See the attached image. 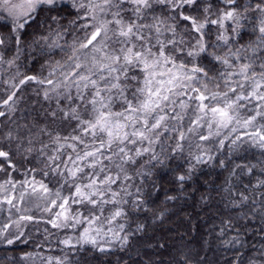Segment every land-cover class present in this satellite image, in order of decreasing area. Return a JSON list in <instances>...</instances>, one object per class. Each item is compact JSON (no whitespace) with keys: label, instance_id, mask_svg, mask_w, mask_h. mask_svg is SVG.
I'll return each instance as SVG.
<instances>
[{"label":"snow or ice","instance_id":"obj_1","mask_svg":"<svg viewBox=\"0 0 264 264\" xmlns=\"http://www.w3.org/2000/svg\"><path fill=\"white\" fill-rule=\"evenodd\" d=\"M189 200L196 250L149 234ZM37 258L264 264V0H0V264Z\"/></svg>","mask_w":264,"mask_h":264},{"label":"trees","instance_id":"obj_2","mask_svg":"<svg viewBox=\"0 0 264 264\" xmlns=\"http://www.w3.org/2000/svg\"><path fill=\"white\" fill-rule=\"evenodd\" d=\"M207 180L209 182H215V176L214 174L211 176H207ZM201 185H204V180L202 179L200 181ZM167 187V185H165V188ZM197 199H199V195L197 194ZM163 200H164V192L163 189L161 190V192L157 195L156 197V203L154 205V207H156L157 209L163 208L165 207V205L163 204ZM193 201L189 200L187 201V203H185L184 201H181L179 204L176 205L175 208H170L169 210V215L167 216V218L165 219V221L161 224V223H156L152 225V228L155 229L154 232H152L150 230V235H155L157 237V239L163 238V240L165 242H167L169 244L170 247H175V246H179L178 241H179V234H182L185 236V239H193L194 243H193V249L196 250L199 246V241L202 238V233L207 231L206 227H201L199 233L192 231V230H188L186 231V229H188V225L185 224V218L186 216L191 213L192 216L194 217L193 219V224H197L200 223L201 225H203L206 221V216L207 213H202L200 214V216L198 218L197 217V212L199 211L198 208H193ZM183 209V210H181ZM35 235V234H34ZM40 241L37 239L35 240V243H39ZM35 243L33 246H25V245H21L20 247L24 248L26 251L32 252L34 247H35ZM36 251H40L39 248L35 249ZM23 253L20 251H17L15 253H10V255H22ZM42 254L47 255L49 254L47 251H44ZM163 259L165 260V262L168 261L169 257L167 254H165L163 256ZM32 264H40L39 258H37L34 262H32Z\"/></svg>","mask_w":264,"mask_h":264}]
</instances>
